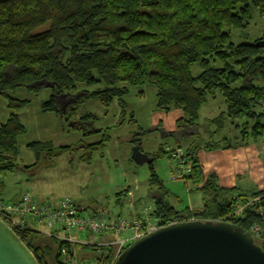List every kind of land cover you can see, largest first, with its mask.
Returning a JSON list of instances; mask_svg holds the SVG:
<instances>
[{
  "label": "trees",
  "instance_id": "trees-1",
  "mask_svg": "<svg viewBox=\"0 0 264 264\" xmlns=\"http://www.w3.org/2000/svg\"><path fill=\"white\" fill-rule=\"evenodd\" d=\"M255 15L264 18V0H0V94L8 96L18 88L49 89L53 95L43 111L68 116L70 121L82 101L81 97L72 101L78 91L106 110L118 100L124 112L123 98L130 88L153 86L157 112L183 113L177 131L169 136L185 142V147L178 146L184 150V166L190 169L183 181L205 203L201 209L180 210L160 196L167 193H159L164 186L155 160L172 154L160 147L149 154L150 186L158 190L152 218L161 226L191 218L223 220L250 232L263 220L264 191L245 197L221 189L214 175L204 178L197 152L231 146L202 144L200 112L217 95L225 110L208 121L216 127L212 135L227 123L243 122L235 125L243 145L264 142V49L255 46L264 35L253 43L233 41L234 31L240 32L238 40L250 38L246 31ZM194 65L201 69L197 76L192 74ZM8 98L11 114L0 125V198L7 175L17 168L18 138L25 133L16 111L28 104ZM67 99L71 102L62 110ZM95 120L85 114L75 128L84 136L101 133L92 128ZM109 139L104 134L98 142L84 144L81 158L91 159ZM132 143L145 153L139 138ZM29 148L38 162L49 163L74 150L50 141L32 142ZM10 227L39 264H76L78 250L94 253V264H112L111 249L69 245L31 228Z\"/></svg>",
  "mask_w": 264,
  "mask_h": 264
},
{
  "label": "rangeland",
  "instance_id": "rangeland-1",
  "mask_svg": "<svg viewBox=\"0 0 264 264\" xmlns=\"http://www.w3.org/2000/svg\"><path fill=\"white\" fill-rule=\"evenodd\" d=\"M239 34L238 31L233 32L235 43H253L264 35V18L255 15L250 28L246 31V34L250 36L248 40H238ZM200 71L199 65L193 66L194 76H197ZM52 95L49 89L36 92L18 88L8 92V96L20 101H28V104L16 111L21 124L25 127V133L18 138L17 168L7 175L5 192L0 200L13 202L31 193L44 199H70L81 210L87 212H97L106 216L120 214L125 217H128L131 205L135 215L144 206L151 207L156 194L158 196V190L150 186L148 163H137L133 160L135 146L132 141L134 137L141 140L144 154L158 152L159 148L168 141L162 139V133H164L162 129L155 130L152 127L153 123H158L155 117L159 115V112L155 110V88L149 84L130 88L129 93L123 98L127 103L124 112L118 100H114L106 110L98 100L83 97V92L78 91L72 101L76 102L80 97L82 101L77 104V113L70 121L68 116L43 111V104ZM8 96L0 94V125L4 124L11 114ZM70 102L68 99L64 100L61 103L62 110L66 103ZM224 110L225 104L220 95L214 99L209 98L208 103L202 108L199 118V124L202 125L200 127L203 136L202 144H232L236 138L238 139L239 129L235 125L243 124V122H235V125L227 123L223 131L216 136L212 135L216 127L210 126L208 119L217 117ZM85 114H92L96 118L92 128L102 130L101 133L84 136L83 130L75 128V125L80 126L79 118ZM177 116V113L162 115L161 120L167 126L165 130L171 126L175 132L177 131L175 123ZM163 117H166V120ZM87 127L91 129L90 126ZM104 134L109 135L110 138L105 148L94 151L91 159H82L83 150L80 148L84 144L98 142ZM47 141L57 147L72 146L74 150L52 159L51 163L48 160L38 162L29 144ZM174 144L185 147L184 141ZM176 149L170 152L173 154ZM172 154L155 160L156 173L164 186V190L159 193H167L165 196L164 194L160 196L180 210L187 206H200L199 203L203 204L202 195L196 191L191 192L188 184L179 178V166L172 159ZM34 230L44 232L45 229L35 224ZM76 256L78 258L76 257L75 262H82L76 264L95 263L96 255L90 251L78 250Z\"/></svg>",
  "mask_w": 264,
  "mask_h": 264
},
{
  "label": "water",
  "instance_id": "water-1",
  "mask_svg": "<svg viewBox=\"0 0 264 264\" xmlns=\"http://www.w3.org/2000/svg\"><path fill=\"white\" fill-rule=\"evenodd\" d=\"M255 46L264 49V39ZM132 157L137 163L151 161L137 147ZM0 264H39L2 219ZM115 264H264V240L257 241L249 231L225 221H180L133 242Z\"/></svg>",
  "mask_w": 264,
  "mask_h": 264
},
{
  "label": "built area",
  "instance_id": "built-area-1",
  "mask_svg": "<svg viewBox=\"0 0 264 264\" xmlns=\"http://www.w3.org/2000/svg\"><path fill=\"white\" fill-rule=\"evenodd\" d=\"M172 156L179 166V178L183 180L190 173V169L184 166V150L176 149ZM134 211L131 205L128 217L106 216L81 210L74 201L67 198L44 199L31 193L23 195L16 202L0 201V219L9 226L34 229L37 224L45 229L42 233L46 237L59 239L69 245L111 249L112 264L130 244L164 227L152 218L151 207L144 206L136 215ZM260 216L262 222L250 230L258 241L264 240L263 211ZM62 252L64 254L65 250Z\"/></svg>",
  "mask_w": 264,
  "mask_h": 264
},
{
  "label": "crops",
  "instance_id": "crops-1",
  "mask_svg": "<svg viewBox=\"0 0 264 264\" xmlns=\"http://www.w3.org/2000/svg\"><path fill=\"white\" fill-rule=\"evenodd\" d=\"M174 113L178 114L177 118L175 119L176 123L177 120L183 117V113L181 111H172L169 114L164 115L167 116ZM162 115L163 113L159 112L157 118L155 117L158 123H153L152 127L155 128V130L156 128L162 129V132H164L162 133V139L168 140L162 147H164L165 152H170L171 150L178 147L174 144L175 139L169 136V133L175 132V129L171 128V126H168L169 128L165 130L167 126L165 123H163V120H161ZM163 119L166 120V117H163ZM211 119H208V121ZM201 126L202 125H200V127ZM237 132L239 133V130ZM201 138L203 139V136ZM242 143L243 140H241L240 135L238 134V139L236 138L235 142H233L231 146L210 151L204 149L199 150L197 152V159L201 166L204 178H207L209 175H214L217 185L221 189L225 191L233 190L234 196L238 195L251 197L257 192L264 191V142H250L246 145H243ZM149 154L150 153L147 152L145 155L149 157ZM188 186L191 188L189 184ZM202 201L203 204L202 202L199 203L200 206L192 205L187 207L191 210L201 209L205 203V199L203 198ZM79 262L81 261H76V263Z\"/></svg>",
  "mask_w": 264,
  "mask_h": 264
},
{
  "label": "bare ground",
  "instance_id": "bare-ground-1",
  "mask_svg": "<svg viewBox=\"0 0 264 264\" xmlns=\"http://www.w3.org/2000/svg\"><path fill=\"white\" fill-rule=\"evenodd\" d=\"M195 220H197V219H195ZM219 221H221V220H219Z\"/></svg>",
  "mask_w": 264,
  "mask_h": 264
}]
</instances>
